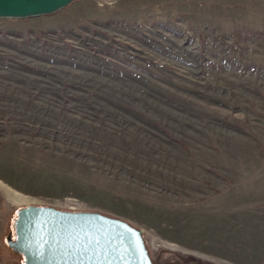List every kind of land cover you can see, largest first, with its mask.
Wrapping results in <instances>:
<instances>
[{
  "label": "rangeland",
  "instance_id": "rangeland-1",
  "mask_svg": "<svg viewBox=\"0 0 264 264\" xmlns=\"http://www.w3.org/2000/svg\"><path fill=\"white\" fill-rule=\"evenodd\" d=\"M0 179L131 223L154 264H264V0L0 18ZM23 205L0 187V264Z\"/></svg>",
  "mask_w": 264,
  "mask_h": 264
},
{
  "label": "water",
  "instance_id": "water-1",
  "mask_svg": "<svg viewBox=\"0 0 264 264\" xmlns=\"http://www.w3.org/2000/svg\"><path fill=\"white\" fill-rule=\"evenodd\" d=\"M76 0H0V18L52 14ZM9 244L22 264H154L142 230L89 210L21 206Z\"/></svg>",
  "mask_w": 264,
  "mask_h": 264
},
{
  "label": "bare ground",
  "instance_id": "bare-ground-1",
  "mask_svg": "<svg viewBox=\"0 0 264 264\" xmlns=\"http://www.w3.org/2000/svg\"><path fill=\"white\" fill-rule=\"evenodd\" d=\"M0 187L5 191L7 197L9 198V200H11L14 204H38V203H34L37 201L36 197L22 193L16 189H14L13 187H11L9 184L3 182L0 179ZM172 248H176V249H180L183 252H188L189 250L183 247H179V245L176 244H171ZM189 252H193V251H189ZM197 255L199 254L198 252H194Z\"/></svg>",
  "mask_w": 264,
  "mask_h": 264
},
{
  "label": "flooded vegetation",
  "instance_id": "flooded-vegetation-1",
  "mask_svg": "<svg viewBox=\"0 0 264 264\" xmlns=\"http://www.w3.org/2000/svg\"><path fill=\"white\" fill-rule=\"evenodd\" d=\"M167 248V247H166ZM170 249V248H169ZM171 250H175V251H179L180 253L184 254V255H193L194 257H197V258H200L204 261H208V262H213V263H216V264H226L225 262H223L222 260H217L215 258H212V257H208L206 255H201V254H196L194 252H183L182 250L180 249H171Z\"/></svg>",
  "mask_w": 264,
  "mask_h": 264
},
{
  "label": "built area",
  "instance_id": "built-area-1",
  "mask_svg": "<svg viewBox=\"0 0 264 264\" xmlns=\"http://www.w3.org/2000/svg\"><path fill=\"white\" fill-rule=\"evenodd\" d=\"M103 2H112L113 0H102ZM71 210H76V209H78V208H70Z\"/></svg>",
  "mask_w": 264,
  "mask_h": 264
}]
</instances>
